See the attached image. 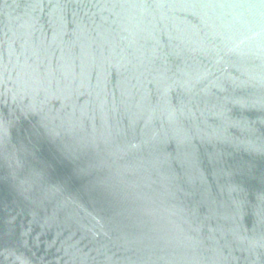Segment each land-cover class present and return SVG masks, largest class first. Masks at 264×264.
Here are the masks:
<instances>
[{"label": "water", "instance_id": "water-1", "mask_svg": "<svg viewBox=\"0 0 264 264\" xmlns=\"http://www.w3.org/2000/svg\"><path fill=\"white\" fill-rule=\"evenodd\" d=\"M0 264H264V0H0Z\"/></svg>", "mask_w": 264, "mask_h": 264}]
</instances>
